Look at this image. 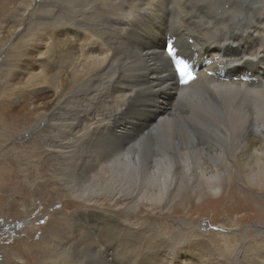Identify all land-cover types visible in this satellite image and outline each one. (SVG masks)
Instances as JSON below:
<instances>
[{
	"label": "bare ground",
	"instance_id": "bare-ground-1",
	"mask_svg": "<svg viewBox=\"0 0 264 264\" xmlns=\"http://www.w3.org/2000/svg\"><path fill=\"white\" fill-rule=\"evenodd\" d=\"M1 1L0 28L11 22L13 31L0 38V57L21 48L5 57L25 61V82L16 70L2 77L1 97L14 104H1L0 116H24L23 132L40 134L63 182L54 196H69L73 209L4 258L264 264V228H243L247 217L213 235L171 218L228 189L264 191V0ZM8 190L0 187V209ZM145 213L171 227H147Z\"/></svg>",
	"mask_w": 264,
	"mask_h": 264
},
{
	"label": "rangeland",
	"instance_id": "rangeland-1",
	"mask_svg": "<svg viewBox=\"0 0 264 264\" xmlns=\"http://www.w3.org/2000/svg\"><path fill=\"white\" fill-rule=\"evenodd\" d=\"M0 4H3L2 1ZM11 26L13 27L11 22H7L3 25V28H0V38L5 44L9 40L10 30L12 29L13 31ZM20 51L21 48L18 46H12L0 57V65L10 64V68L8 69L3 68L4 66L0 68V105L2 104L4 108H6V104L11 106L14 103L1 97L5 89L1 81L2 77L7 73L11 75L16 70L14 74L19 78L16 82L19 84L25 82L24 76L19 72L20 68H24L25 61L19 62L17 60L9 63L5 55L9 53L16 56ZM18 62L19 64L17 65ZM12 82L15 83V80ZM13 110V112H9L13 116L19 115L18 110L23 111L19 107ZM11 118L8 120L7 118H3L2 115L0 116V187L5 186L9 189L6 195H4L5 200L0 209V225L6 222V226H2L0 230V263L7 261L4 264H19L11 255L4 258L7 251L9 254L12 253L7 249L13 246L14 242L20 240L26 241L28 244H34L43 234L47 233L49 228L56 225L57 218L59 217L54 215L57 212L64 211L65 214L69 215L73 209H67L69 196H66V198L54 196L55 190L58 192L62 191L61 188L56 186L62 185L63 182L59 179L60 175L57 176V172H54V166L57 161L44 150L42 141L39 139L40 134L32 135L23 132L28 126L24 122V116ZM46 125L47 122H43L40 125L39 131L45 128ZM65 178L67 179V177ZM68 178H72L76 182L81 181V177L78 175H68ZM19 187L23 190L20 194L15 191ZM229 191L230 189L223 196L219 197L220 201L217 203L216 199L209 196L202 201H190L186 207L187 209L183 208V206H178L176 214L172 215L171 218L173 220H183L186 223L191 222L190 224L193 227L196 226L195 228L199 229V231L200 228H203L204 233L212 235L220 230L216 229L218 224H228L229 219H236L237 217L241 219L247 217L243 222V228L251 227L255 224H259V226L264 228V191L257 194L251 190L240 189L239 187L232 188L230 194H227ZM254 191L258 192L256 189ZM244 204H250L252 209L249 211L245 209L236 211L238 207L240 208ZM24 206L30 207L28 210L30 214L26 217L25 215L15 216V213L24 212ZM143 217L144 220L146 218L147 227L152 226V223L159 227H171V223L166 218H162V215L145 213ZM7 226H14L13 234L11 230L9 232L6 231Z\"/></svg>",
	"mask_w": 264,
	"mask_h": 264
},
{
	"label": "snow or ice",
	"instance_id": "snow-or-ice-1",
	"mask_svg": "<svg viewBox=\"0 0 264 264\" xmlns=\"http://www.w3.org/2000/svg\"><path fill=\"white\" fill-rule=\"evenodd\" d=\"M177 63L179 65L181 62L178 61ZM179 71H180L181 75L183 76V74L185 72V68L184 67H179Z\"/></svg>",
	"mask_w": 264,
	"mask_h": 264
},
{
	"label": "flooded vegetation",
	"instance_id": "flooded-vegetation-1",
	"mask_svg": "<svg viewBox=\"0 0 264 264\" xmlns=\"http://www.w3.org/2000/svg\"><path fill=\"white\" fill-rule=\"evenodd\" d=\"M9 230H11L12 231V234H13V232H14V226H10V227H6V231L7 232H9Z\"/></svg>",
	"mask_w": 264,
	"mask_h": 264
}]
</instances>
